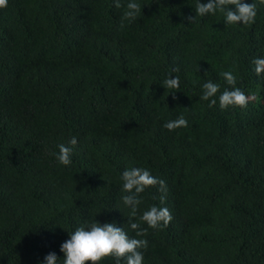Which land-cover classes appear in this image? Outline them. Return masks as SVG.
Segmentation results:
<instances>
[{
    "label": "trees",
    "instance_id": "1",
    "mask_svg": "<svg viewBox=\"0 0 264 264\" xmlns=\"http://www.w3.org/2000/svg\"><path fill=\"white\" fill-rule=\"evenodd\" d=\"M137 2L132 21L115 0L0 8V264H41L50 252L63 264L69 232L94 219L147 240L142 264H264V76L252 63L264 57V0H243L257 7L248 25H226L219 10L190 23L208 0ZM225 71L247 107L220 108ZM170 75L179 89L162 85ZM208 81L220 85L213 107L201 99ZM181 115L187 127H163ZM60 144L72 148L68 166ZM133 167L167 186L139 194L133 222L153 205L173 217L141 223V237L123 203Z\"/></svg>",
    "mask_w": 264,
    "mask_h": 264
},
{
    "label": "clouds",
    "instance_id": "2",
    "mask_svg": "<svg viewBox=\"0 0 264 264\" xmlns=\"http://www.w3.org/2000/svg\"><path fill=\"white\" fill-rule=\"evenodd\" d=\"M8 0H0V8L7 7ZM234 6V7H230ZM115 7H124L122 20H135L141 10V5L137 0H128L126 5L121 3V0H115ZM217 10L224 13L225 23L245 25L255 22L257 16L256 4L246 3L243 0H208L207 3L198 2L195 6V17L188 16L187 20L191 23L196 20L197 16H204L209 13L215 14ZM254 71L257 76H264V57L254 58ZM173 72H178L179 67L173 68ZM221 76L226 83L231 86L226 88L219 95V106L221 109H226L229 106L247 107L249 97L236 87L237 79L231 71L221 73ZM162 85L166 89H179L180 78L171 75ZM203 95L201 99L210 100L209 107L216 105L217 101L213 97L220 90V85L212 81L203 84ZM174 93V92H173ZM212 98V99H210ZM188 121L181 115L175 120L167 121L163 127L169 131H174L181 127H187ZM70 144H77L76 137L70 140ZM59 152L56 158L60 164L68 166L72 163V148L64 144H60ZM123 190L130 193L123 196V203L130 208L128 222L131 229L136 231V236H144L147 232L146 228H141V223H146L150 228H159L167 226L173 219L170 210L167 207H157L153 205L149 210L143 212L139 216V222H133L134 217H137L138 206L141 203L139 194L147 187L160 185V191L166 192L167 186L164 180H159L154 177L148 169L133 167L126 169L122 173ZM165 197H161L163 201ZM70 239L66 240L61 245V251L64 253L63 264H86L91 261L92 264L100 261L102 258L114 256L116 264H121L123 259L126 264H142L143 253L141 249L148 247V241L145 239L130 238L123 227H118L111 222L100 223L94 219L78 227L74 232H69ZM41 264H59V258L55 252H50L46 255Z\"/></svg>",
    "mask_w": 264,
    "mask_h": 264
}]
</instances>
